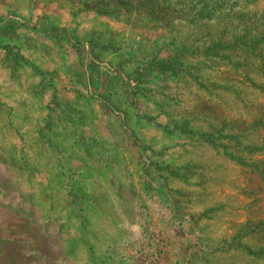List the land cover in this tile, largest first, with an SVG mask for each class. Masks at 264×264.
Here are the masks:
<instances>
[{"label": "rangeland", "instance_id": "1", "mask_svg": "<svg viewBox=\"0 0 264 264\" xmlns=\"http://www.w3.org/2000/svg\"><path fill=\"white\" fill-rule=\"evenodd\" d=\"M197 1L0 0V264H264V0Z\"/></svg>", "mask_w": 264, "mask_h": 264}, {"label": "trees", "instance_id": "2", "mask_svg": "<svg viewBox=\"0 0 264 264\" xmlns=\"http://www.w3.org/2000/svg\"><path fill=\"white\" fill-rule=\"evenodd\" d=\"M242 2L244 8L246 7V5H248V2H250V0H198L194 4L193 10H196L197 12L200 11L202 13L207 11L208 16L212 15V11H214V9L219 10L221 14H229L235 9H242L241 6H239ZM180 6L183 7V9L187 8V5L185 3H181ZM188 20L192 22L194 18L190 17V19ZM248 34H252L253 38L246 39L245 35ZM245 35L239 36L238 38L234 39V43H225L226 45L223 48L228 51L238 50L239 48V50L248 51L247 56H251L255 55V47H264V34H258L255 31H249L248 33H245ZM42 137H44V135H42ZM4 155L6 154H4V152H1L0 167L4 165L8 172H25L24 169L26 168H24L23 166L17 167V169H15L16 165L12 163L8 158L2 159ZM2 181L3 182L0 183V209L3 208L4 210H6V207H8L11 210V207L13 206L16 199L12 198L9 195L8 191L5 193V189L12 185V179L11 177L7 176ZM19 198L22 199L21 205L27 202V198L23 193L19 195ZM15 208L19 209V211H15L17 212V216L23 217L21 214L26 211V208L22 209L19 203L15 205Z\"/></svg>", "mask_w": 264, "mask_h": 264}]
</instances>
